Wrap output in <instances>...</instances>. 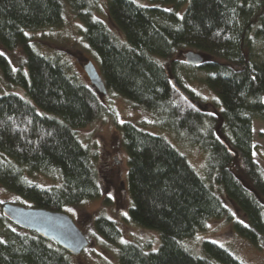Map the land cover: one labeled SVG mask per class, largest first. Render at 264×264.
Listing matches in <instances>:
<instances>
[{
    "label": "trees",
    "instance_id": "1",
    "mask_svg": "<svg viewBox=\"0 0 264 264\" xmlns=\"http://www.w3.org/2000/svg\"><path fill=\"white\" fill-rule=\"evenodd\" d=\"M61 1L82 22L106 91L159 115V123L206 151L199 177L162 136L130 121L117 124L126 153L128 218L155 231L159 243L148 250L119 241L117 223L100 213L93 218L95 231L117 243L119 264H244L218 243L204 240L195 254L182 240L221 218L251 245L264 247V171L252 158L251 125L252 116L264 121V59L252 61L249 53L250 40L264 37V0H152V7L107 0L118 36L93 16L96 0H0V76L31 100L0 94V185L31 207L53 211L100 196L92 156L76 134L101 111L100 96L60 58L35 51L28 35L62 23ZM180 47L202 55L197 67L209 72L204 83L217 97L218 114L176 77ZM26 173H56L59 181L41 186ZM227 202L241 218L233 217ZM0 226L7 227L0 231V264H71L54 242L1 213Z\"/></svg>",
    "mask_w": 264,
    "mask_h": 264
},
{
    "label": "rangeland",
    "instance_id": "2",
    "mask_svg": "<svg viewBox=\"0 0 264 264\" xmlns=\"http://www.w3.org/2000/svg\"><path fill=\"white\" fill-rule=\"evenodd\" d=\"M133 1L143 6L155 5L152 0ZM61 3L62 23L60 25L30 31L28 35L33 38L35 51L45 56L60 58L71 74L76 76L80 82L89 84L82 66L87 61H91L98 71L97 57L88 49L81 35L82 22L65 1ZM93 16L102 20L115 36L119 35L108 18L107 0L95 1ZM189 50L197 52L189 47H180L175 53L176 77L186 90L206 102L210 113L218 114L220 107L217 97L204 83L209 72L197 66H189L183 61V54ZM249 53L252 61L258 62L264 59V37L250 40ZM17 59L19 60L18 57L10 58L12 65H15ZM10 92L31 102L22 87L6 83L0 76V94ZM99 96L101 111L88 125L77 130L76 134L92 156V164L100 186V196L78 205L65 206L62 209L88 239V245L79 254L69 255L71 264H119L117 243L112 244L106 241L93 227V218L99 213L117 223L121 234L119 241L131 240L148 250L156 249L159 243V236L155 231L139 227L128 218L130 200L126 185V153L121 143V133L117 129V124L130 121L145 131L162 136L175 150L185 156L199 177L204 176L206 151L191 143L182 132L174 130L168 126L167 122L159 123L163 121L162 117L152 115L114 92L107 91ZM251 125L254 141L252 158L264 171V121L252 116ZM25 176L41 186H53L59 181L56 173L50 176L26 173ZM205 180L212 184L217 194L220 193L213 182ZM104 199L107 202H104ZM3 202L31 207L29 201L0 185V205ZM227 203L233 217L241 218L240 212L231 203ZM6 228L0 226V231ZM204 240L222 245L244 264H264V247L251 245L236 233L228 220L210 219L203 230L197 231L192 237L185 238L182 243L193 253L200 254L201 243Z\"/></svg>",
    "mask_w": 264,
    "mask_h": 264
},
{
    "label": "water",
    "instance_id": "3",
    "mask_svg": "<svg viewBox=\"0 0 264 264\" xmlns=\"http://www.w3.org/2000/svg\"><path fill=\"white\" fill-rule=\"evenodd\" d=\"M183 61L189 66H198L202 63L203 57L200 53L189 50L183 54ZM82 69L96 93L104 95L107 92L106 88L92 62L87 61ZM0 213L15 226L34 232L41 239L54 242L68 255H77L88 245V239L71 217L62 211L3 202Z\"/></svg>",
    "mask_w": 264,
    "mask_h": 264
},
{
    "label": "bare ground",
    "instance_id": "4",
    "mask_svg": "<svg viewBox=\"0 0 264 264\" xmlns=\"http://www.w3.org/2000/svg\"><path fill=\"white\" fill-rule=\"evenodd\" d=\"M181 94H182V95H184V96H186V95H187L185 92H182ZM185 94H186V95H185Z\"/></svg>",
    "mask_w": 264,
    "mask_h": 264
}]
</instances>
